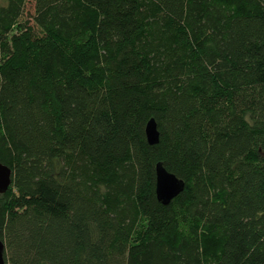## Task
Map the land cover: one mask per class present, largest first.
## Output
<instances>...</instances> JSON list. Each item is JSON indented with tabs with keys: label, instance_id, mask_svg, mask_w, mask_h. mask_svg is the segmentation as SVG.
<instances>
[{
	"label": "trees",
	"instance_id": "16d2710c",
	"mask_svg": "<svg viewBox=\"0 0 264 264\" xmlns=\"http://www.w3.org/2000/svg\"><path fill=\"white\" fill-rule=\"evenodd\" d=\"M4 1L5 264H264V0Z\"/></svg>",
	"mask_w": 264,
	"mask_h": 264
},
{
	"label": "water",
	"instance_id": "95a60500",
	"mask_svg": "<svg viewBox=\"0 0 264 264\" xmlns=\"http://www.w3.org/2000/svg\"><path fill=\"white\" fill-rule=\"evenodd\" d=\"M146 134L150 144H155L159 141V132L154 120L149 121ZM12 174V169L0 162V193L6 192L11 186ZM183 186L182 181L166 173L164 169L158 166L157 195L159 200L165 204L169 203L183 189ZM4 252L5 245L0 239V264H5Z\"/></svg>",
	"mask_w": 264,
	"mask_h": 264
},
{
	"label": "rangeland",
	"instance_id": "374dc122",
	"mask_svg": "<svg viewBox=\"0 0 264 264\" xmlns=\"http://www.w3.org/2000/svg\"><path fill=\"white\" fill-rule=\"evenodd\" d=\"M4 3H5L4 0H0V5H3ZM25 6H26L25 12L23 14V17L21 18V21L22 22L28 21L29 18H30V16H31V14L34 13V0H28L26 2V5Z\"/></svg>",
	"mask_w": 264,
	"mask_h": 264
}]
</instances>
